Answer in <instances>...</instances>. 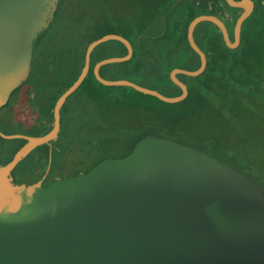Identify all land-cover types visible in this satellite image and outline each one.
Masks as SVG:
<instances>
[{
	"label": "water",
	"instance_id": "obj_1",
	"mask_svg": "<svg viewBox=\"0 0 264 264\" xmlns=\"http://www.w3.org/2000/svg\"><path fill=\"white\" fill-rule=\"evenodd\" d=\"M244 6L234 39L216 14H200L188 38L200 54L197 69L176 67L172 80L182 92L167 95L132 79H109L101 68L130 60L132 42L108 33L87 47L85 65L54 106V127L44 135L7 134L27 142L0 165V264H264V186L222 159L161 135L144 138L125 157L108 158L87 172L16 183L12 171L36 147L58 138L62 106L84 82L94 49L122 41L128 52L104 58L94 73L106 85H127L176 103L189 87L178 74L197 76L208 56L195 38L203 21L217 24L229 47L242 41L253 0H226ZM59 0H0V108L32 71L34 39L51 23Z\"/></svg>",
	"mask_w": 264,
	"mask_h": 264
},
{
	"label": "trees",
	"instance_id": "obj_2",
	"mask_svg": "<svg viewBox=\"0 0 264 264\" xmlns=\"http://www.w3.org/2000/svg\"><path fill=\"white\" fill-rule=\"evenodd\" d=\"M61 1L51 23L63 20L65 7ZM121 1L123 7H107L104 3L98 7H78L79 12L61 31L58 41L47 44L43 51H34L29 78L12 92L16 99L0 108L3 132L44 135L51 131L56 101L81 73L88 45L105 34L126 36L134 46V54L130 60L104 65V77L132 79L167 95H177L182 88L172 80L171 71L176 67L197 69L201 65L200 54L188 38L191 20L200 14H216L229 26L222 0ZM231 37L234 39L233 32ZM195 38L207 53L208 65L197 76L178 74L187 83L189 95L176 103L131 86L100 82L94 73L96 63L125 55L128 49L120 40L98 45L92 53L87 77L62 106L58 138L26 156L12 171L14 181L34 183L46 175L44 185H48L63 176L61 167L66 159L90 155L91 160L66 177L87 172L105 159L127 156L150 135L192 144L233 164L217 147L219 137L211 132L207 118L216 112L231 116L227 113L230 108L243 110L245 104H253L258 113H263L264 7L244 23L237 48L228 46L221 28L212 21L201 22ZM121 140L128 145L124 152L93 157L97 148ZM26 142L25 137L6 138L0 134V165L12 160Z\"/></svg>",
	"mask_w": 264,
	"mask_h": 264
},
{
	"label": "rangeland",
	"instance_id": "obj_3",
	"mask_svg": "<svg viewBox=\"0 0 264 264\" xmlns=\"http://www.w3.org/2000/svg\"><path fill=\"white\" fill-rule=\"evenodd\" d=\"M62 7H65L63 20H57L56 24L43 30L39 37L34 39L35 53L43 51L47 44L58 41L61 31L67 29L71 18L79 12L78 7H98L104 3L107 7H123L121 0H62ZM100 4V5H99ZM75 18V17H74ZM16 94L10 100H15ZM15 102V101H14ZM253 104H245L243 110L230 108L227 112L231 116H224L220 112L208 114L209 128L211 132L219 137L218 148L223 156L228 157L234 167L238 168L264 186V111L258 113ZM221 141H224L221 142ZM128 149L123 140L113 142L112 145L97 148L92 154L93 157L115 156ZM88 158L79 156L66 159L62 164V174L66 177L70 171L82 167ZM91 160V159H90ZM239 164L240 166H238Z\"/></svg>",
	"mask_w": 264,
	"mask_h": 264
},
{
	"label": "flooded vegetation",
	"instance_id": "obj_4",
	"mask_svg": "<svg viewBox=\"0 0 264 264\" xmlns=\"http://www.w3.org/2000/svg\"><path fill=\"white\" fill-rule=\"evenodd\" d=\"M253 2H254L253 3V9H252L251 13L245 19L244 23L253 13H255L257 11L258 8L264 7V0H253ZM221 5H222V7H225V11L227 14L226 16H227L228 21H229L228 28L230 30V33L233 32V35H234V28H235L236 22H237L239 16L241 15V13L245 10V7H247V6L246 5H244V6L231 5L227 1L225 3L224 0L221 1ZM244 23H243V25H244ZM60 177H65V176H60ZM44 181H45V179H44Z\"/></svg>",
	"mask_w": 264,
	"mask_h": 264
}]
</instances>
